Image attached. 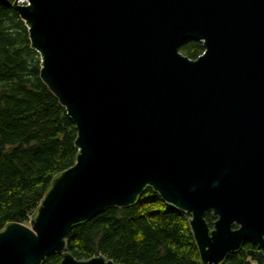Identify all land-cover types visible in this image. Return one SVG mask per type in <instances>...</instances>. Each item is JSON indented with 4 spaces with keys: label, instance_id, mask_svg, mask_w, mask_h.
I'll list each match as a JSON object with an SVG mask.
<instances>
[{
    "label": "water",
    "instance_id": "1",
    "mask_svg": "<svg viewBox=\"0 0 264 264\" xmlns=\"http://www.w3.org/2000/svg\"><path fill=\"white\" fill-rule=\"evenodd\" d=\"M0 5L24 22L40 78L77 132L74 165L29 223L0 231V264L56 254L61 264H119L75 258L67 237L147 189L190 216L201 264H224L246 242L264 256V0ZM190 42L202 43L196 59L180 51Z\"/></svg>",
    "mask_w": 264,
    "mask_h": 264
},
{
    "label": "trees",
    "instance_id": "2",
    "mask_svg": "<svg viewBox=\"0 0 264 264\" xmlns=\"http://www.w3.org/2000/svg\"><path fill=\"white\" fill-rule=\"evenodd\" d=\"M180 51L196 59L203 46L190 42ZM40 69L24 22L12 6L0 5V231L12 222L28 224L54 177L76 161L75 125ZM189 218L147 189L136 205L75 226L66 250L77 259L102 255L119 264H201ZM205 219L212 227V216ZM61 261L56 254L42 264ZM224 264H264V256L246 242Z\"/></svg>",
    "mask_w": 264,
    "mask_h": 264
},
{
    "label": "bare ground",
    "instance_id": "3",
    "mask_svg": "<svg viewBox=\"0 0 264 264\" xmlns=\"http://www.w3.org/2000/svg\"><path fill=\"white\" fill-rule=\"evenodd\" d=\"M21 3H24V2H21Z\"/></svg>",
    "mask_w": 264,
    "mask_h": 264
}]
</instances>
